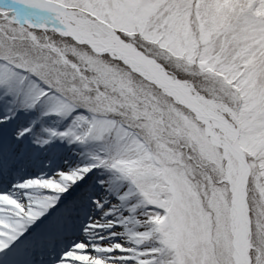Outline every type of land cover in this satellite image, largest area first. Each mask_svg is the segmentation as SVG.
<instances>
[{"label":"snow or ice","instance_id":"6c2138e0","mask_svg":"<svg viewBox=\"0 0 264 264\" xmlns=\"http://www.w3.org/2000/svg\"><path fill=\"white\" fill-rule=\"evenodd\" d=\"M0 264H264V0H0Z\"/></svg>","mask_w":264,"mask_h":264}]
</instances>
